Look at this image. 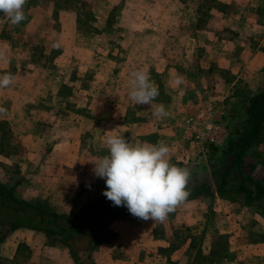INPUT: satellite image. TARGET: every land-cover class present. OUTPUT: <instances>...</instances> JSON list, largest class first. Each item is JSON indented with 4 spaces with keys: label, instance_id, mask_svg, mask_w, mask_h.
Wrapping results in <instances>:
<instances>
[{
    "label": "crops",
    "instance_id": "1",
    "mask_svg": "<svg viewBox=\"0 0 264 264\" xmlns=\"http://www.w3.org/2000/svg\"><path fill=\"white\" fill-rule=\"evenodd\" d=\"M41 2L43 0H37L35 7ZM45 2L54 5L65 1ZM137 2L163 4V8L171 3L175 7L176 4L194 5L189 12L183 9L179 15L171 14L177 21H182L184 16L195 21L189 31L174 29L172 33L188 37V43L151 45L143 40L154 33L152 29L139 31L132 27L130 31L128 28L127 33L134 42L124 47L126 55L107 61L115 70L124 68L123 73L111 76L103 69L99 55L104 51L103 45H83L81 56L93 54L99 72L74 78L68 73L69 59L64 56L62 46L59 55L41 75L30 60L19 66V62L10 59V50L0 43V74L15 75L9 87L0 89V107L6 109L0 114V182L15 184L18 198L30 203H46L60 215L80 213L106 190L104 179L96 177L93 169L97 159L107 154L108 135L152 144L161 141L170 149L171 164L198 166L211 145L200 141L198 134L206 133L211 126L225 132L230 128L220 119V115L229 118L230 109L225 108V100L234 92L243 91L244 86L251 93L264 86V0ZM33 8L24 7V14ZM66 13L63 9L58 13L51 11L49 15L59 18ZM4 18L0 17V26L1 20H8ZM78 18L80 16L76 15L75 22L80 26ZM203 20L205 23L201 27ZM112 25L109 16L107 26ZM92 26L93 32L88 37L95 41L105 33L95 27L96 23ZM49 33L53 35L52 28ZM70 59L71 63L77 62L76 67L78 62H84L78 56ZM87 62L91 64L92 61ZM139 69L146 70L157 86L159 95L154 104H163L169 116L155 119L150 105H139L129 99V74ZM177 76L183 78L180 85L175 83ZM11 146L17 150H5ZM256 147H252L248 155ZM3 168L6 170H1ZM206 176L212 181L210 171ZM197 179L201 181L200 176ZM200 202L201 199L179 203L173 216L167 215L163 221L144 220L133 215L118 218L99 236L89 238L85 243L91 244V248L85 247L76 259L68 247L58 245L52 237L21 228L0 244V264H76V261L80 264H181L171 251L175 253L184 245L196 247L195 237L190 235L182 246L172 248L174 239L170 235L175 228H185L189 233L201 229L198 234L205 244L216 230L227 235V247L220 264H264V236L262 239L258 236L264 234V227L262 218L254 210L243 208L252 218L249 221L236 215L235 208L218 196L213 204ZM207 213L220 216V223L207 220ZM234 226L237 231H230ZM245 232L251 234L247 243ZM83 237L86 238V234ZM207 246L205 250L204 247L197 250L202 251L206 260L198 262L196 252L190 264H218L211 259Z\"/></svg>",
    "mask_w": 264,
    "mask_h": 264
},
{
    "label": "rangeland",
    "instance_id": "2",
    "mask_svg": "<svg viewBox=\"0 0 264 264\" xmlns=\"http://www.w3.org/2000/svg\"><path fill=\"white\" fill-rule=\"evenodd\" d=\"M63 1L65 2H60L53 5L50 2L46 3L45 0H43V2L38 5V7H34L33 9L28 10L27 13H25V19L17 25H11L8 20H1L0 43L1 45L2 43L5 44L6 50H10V59L19 62V66H21V63L28 64L30 60V62L34 63V65L36 66V71H39V73L42 75L43 73H45L44 71L50 67L49 64H51L53 59H55V57L59 55V47L62 46L63 50L65 51L64 56L69 59L68 73L70 77L74 78L77 75L86 77L95 74V72L97 71L99 72V70H97V66H95L92 59L93 54L87 57L81 56L83 55V45H98V47L100 45H103L102 49L104 51L99 52V55H101L102 57V60L100 61L103 65V69L107 72L109 71L111 76H117V72L123 73L124 68L115 70L113 66L108 65L109 62L107 63V61L110 60L111 57L122 59L126 55L124 47L133 41V37H131V35L129 36V33H127L128 28L130 31L132 30V27L139 31L145 28L152 29L154 33L148 37L145 36V39L143 40L145 43H149L151 45H156L159 43H179L181 45H185L188 43V37L175 36L172 34L174 33L173 30L181 29L182 31H189L193 28V25L195 23L194 20L191 21L190 18H185L186 16L183 17L182 21H177L175 20V18L171 17V14L173 13L179 15V12H182L183 9H186L189 12L191 6H194L190 5L189 3L183 5L176 4V7L173 5L174 3H171L170 6L166 4V8H163V4H141L137 2L138 0H136L135 3L130 4L125 3L127 2V0H102V3H79L77 2V0L74 2L73 0H71L70 2L66 3V0ZM67 6H70V8L68 9ZM63 9H65L67 13L62 17L60 16L59 18H56V15L53 17L52 15H49L51 11H53L54 13H58V11H62ZM76 15L77 17L80 16V26H78V24L75 22ZM95 16L98 17L95 18L97 19L96 22L94 19ZM109 16L112 17L113 21V25L110 27L107 26ZM92 23H96L95 27H97L98 29L101 28V32L105 33L104 35H101V37H98L95 41H92V39L88 37L90 35V32H93V29H90L91 27H93ZM204 23L205 20L200 22L201 27L204 26ZM51 28L53 31V35L49 33ZM116 30H118V32H116ZM158 34L164 35L158 36ZM91 37L95 38L93 35H91ZM56 42H59V47H53V44ZM71 56L72 58L78 56V58L81 61L83 60L84 62H78L79 65L76 67L77 62H72V64L70 61ZM90 60L92 61L91 64L87 62ZM246 91L248 92L249 90H247V88H245L244 86L243 91H240L238 93L234 92L233 96L231 95L228 99L225 100V108L230 109L229 118L228 116L226 117L220 115V117H222L220 119L221 122L225 123L226 125L228 124L230 127L228 130L227 138L229 137L230 129H232L240 121V118H238V116L235 119L230 118L232 111L235 109L238 110L240 108L238 104V100L240 101V99H238L237 97L242 93H245ZM232 97L234 99H232ZM202 102L201 103L204 104V100ZM73 110H76V108H73ZM223 117L225 118L223 119ZM226 141L227 140H225V142ZM225 142L221 147L225 145ZM5 150L14 151L17 149L14 146H11L10 148ZM195 153L198 154L199 152ZM199 155L202 154L199 153ZM249 155L246 159L244 172L247 175H252L258 180H264V146H257L254 152L250 153ZM208 156L209 150L207 148V150L205 151V155H202V161H200L198 166L190 163L187 164L185 168H187L189 172L192 173V175L198 170L202 171V167L205 166L204 162L206 161ZM1 170L4 171L6 169L3 168ZM201 173V175H203V177H200L201 181H203L204 178H207V180L209 179V177L206 176L204 170ZM210 173L212 177V172ZM197 177H194V182H197ZM228 202L230 205H232V207L235 208V211H237V213H235L236 215L241 216V218H244L245 220L251 221V216L249 217L247 215V211L243 210L245 206H242L238 203H232L230 201ZM200 203L213 204L214 201L208 199L205 200V203L204 201H201ZM261 218L262 227H264V218ZM207 220H211L213 221V224L214 222L216 224L220 223L221 218L220 216L217 217L213 216L211 213H207ZM200 230L201 229L194 230V233H189V231L185 228H175L174 230H171L172 232H174V234L170 235V238L174 239L172 248L182 246L183 242L187 238H189L190 235H194V243L196 245V247L194 248H186L187 246L184 245V247L180 250H178V248V251H175V253L174 251H171V254H173V257H175V259H179V262H181V264H190L194 253H196L199 248H201V250L203 247L204 250L205 248L207 249L208 244L211 259L214 262L220 264V262L222 261L223 252L227 247V235H223L220 233V230H216L214 236H212V238L208 242H206L207 244H205V242L201 241L200 235L198 234ZM230 231L237 230L234 226V228H231ZM242 231L241 234L243 233ZM250 235V233L246 234L245 243L249 241ZM258 236L261 238L264 236V234H259ZM87 240L89 242L90 239L88 237L81 238V244L79 246L78 253H83V251L85 250L84 248L87 247V244L84 242H86ZM251 240H253L252 237ZM58 245H60V243H58ZM244 252L248 255V251L244 250ZM249 253L253 255V252L249 251ZM262 257H264V255ZM76 264H80V262L76 261Z\"/></svg>",
    "mask_w": 264,
    "mask_h": 264
},
{
    "label": "trees",
    "instance_id": "3",
    "mask_svg": "<svg viewBox=\"0 0 264 264\" xmlns=\"http://www.w3.org/2000/svg\"><path fill=\"white\" fill-rule=\"evenodd\" d=\"M70 1L66 0V3ZM37 4V0H28L24 7L29 9ZM237 98L240 99V108L233 110L230 118L238 116L239 123L230 129L223 147L208 146L209 156L202 171L212 172V181L204 178L201 182H194V177H203L202 171L191 173L186 186L189 194L184 201H214L218 196L252 208L264 218V180L244 172L248 151L254 146H264V86L256 93L246 91ZM15 186L0 182V244L15 230L25 228L52 237L68 247L75 258H79L78 250L84 234L88 238L97 237L110 222L132 215L126 207L115 206L103 194L78 214L60 215L54 213L46 203H30L18 198ZM172 214L173 211L168 216L172 217ZM87 247L91 248V244H87ZM197 260L200 263L206 260L201 250L197 251Z\"/></svg>",
    "mask_w": 264,
    "mask_h": 264
},
{
    "label": "clouds",
    "instance_id": "4",
    "mask_svg": "<svg viewBox=\"0 0 264 264\" xmlns=\"http://www.w3.org/2000/svg\"><path fill=\"white\" fill-rule=\"evenodd\" d=\"M25 2L0 0V15L11 25L21 23L25 19ZM53 47H59V42ZM14 80L12 73L0 74V89L9 87ZM175 83L182 84L183 78L177 76ZM129 84L131 101L150 105L155 119L170 115L163 104H154L159 92L146 70L132 71ZM5 112L6 109L0 107V114ZM106 147L107 154L97 159L93 172L96 177L104 179L106 190L102 194L115 206L123 205L130 214L144 220L163 221L188 196L186 186L190 172L170 163V149L163 142L152 144L108 135Z\"/></svg>",
    "mask_w": 264,
    "mask_h": 264
},
{
    "label": "built area",
    "instance_id": "5",
    "mask_svg": "<svg viewBox=\"0 0 264 264\" xmlns=\"http://www.w3.org/2000/svg\"><path fill=\"white\" fill-rule=\"evenodd\" d=\"M189 128V125H188ZM228 132L224 130H219L216 126H211L208 128L207 132L204 134H198L197 138L202 142H207L213 146L221 147L225 140H227Z\"/></svg>",
    "mask_w": 264,
    "mask_h": 264
}]
</instances>
